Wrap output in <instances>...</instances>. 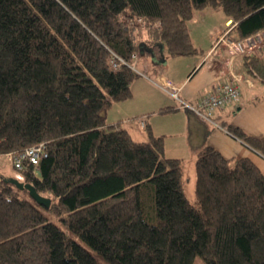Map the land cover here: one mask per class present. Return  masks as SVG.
I'll list each match as a JSON object with an SVG mask.
<instances>
[{
    "label": "trees",
    "instance_id": "obj_1",
    "mask_svg": "<svg viewBox=\"0 0 264 264\" xmlns=\"http://www.w3.org/2000/svg\"><path fill=\"white\" fill-rule=\"evenodd\" d=\"M206 7L232 19L235 38L264 30V0H0V156L43 143L46 155L12 163L21 177L9 178L50 199L0 177V264H103L89 249L110 264H264L254 161L202 146L190 200L184 162L164 155L162 135L145 123L137 140L105 117L132 95L144 47L198 51L187 23ZM242 59L264 88V56ZM222 127L264 157V135Z\"/></svg>",
    "mask_w": 264,
    "mask_h": 264
},
{
    "label": "crops",
    "instance_id": "obj_2",
    "mask_svg": "<svg viewBox=\"0 0 264 264\" xmlns=\"http://www.w3.org/2000/svg\"><path fill=\"white\" fill-rule=\"evenodd\" d=\"M228 19L217 9L204 8L196 13L187 23L191 41L198 50L192 55H164L161 44L144 47V60L138 56L136 60L140 59L145 70L151 65L150 73L138 68L139 75L131 85L132 95L115 102L111 106L114 113L108 112L111 108L106 111V121L116 123L119 120L134 139L144 140L146 131L138 125L137 118L146 115V125L152 133L163 136L166 156L194 159L199 148L211 145L226 157H249L264 173L263 155L222 127L224 122H230L252 136L264 135V88L245 70L242 55L229 56L223 43L212 49ZM155 77L176 84L178 97L193 106H198L199 99L220 79L236 77L240 99L236 105L214 108L209 120L188 108L179 107L178 99L154 83ZM170 97L177 101L176 104ZM3 157L11 161L9 154ZM1 176L13 177L0 170Z\"/></svg>",
    "mask_w": 264,
    "mask_h": 264
},
{
    "label": "built area",
    "instance_id": "obj_3",
    "mask_svg": "<svg viewBox=\"0 0 264 264\" xmlns=\"http://www.w3.org/2000/svg\"><path fill=\"white\" fill-rule=\"evenodd\" d=\"M231 21L232 19L230 18L225 22L226 31L223 35L218 37L212 49L214 47H217L218 44H222V41L224 42V40H227L228 49L234 52L243 53L246 50H249L254 47V45L251 43V40L257 38L254 36L257 33L259 34L260 31H257L254 34L242 39L229 38V36L227 35V31L229 30V34L230 29L232 27ZM119 60L121 62H124L121 58H119ZM112 64L114 67L118 66V62L114 58L112 60ZM131 67L134 68L135 66L131 64ZM154 83H156L159 87L163 88L172 97L178 99L179 107L188 108L193 112L201 115L203 118L209 120L211 118L212 110L214 108H224L227 106L236 105L240 99V88L238 84V78L236 77H233L231 79H220L212 90L208 91L199 99L198 106H193L180 99L178 97L179 87L170 80L164 79L162 77H155ZM138 122L140 125L144 126L146 123V115H141L138 118ZM45 155L46 151L44 148V144L38 143L36 145L27 147L20 153L9 154V158L16 168L21 169L24 163L36 164L39 158Z\"/></svg>",
    "mask_w": 264,
    "mask_h": 264
},
{
    "label": "rangeland",
    "instance_id": "obj_4",
    "mask_svg": "<svg viewBox=\"0 0 264 264\" xmlns=\"http://www.w3.org/2000/svg\"><path fill=\"white\" fill-rule=\"evenodd\" d=\"M216 9L220 13L223 12L222 9H220V8L219 9L216 8ZM205 10H213V8L206 7ZM225 31H226V29L224 28L222 30L221 34L219 35V37L221 35H223L225 33ZM228 31H227V35L229 36V38H235V37L230 35V32L228 34ZM254 37H257V38H254L253 40H251V43L254 45V47H252L249 50H246L245 52H248L250 50H254L255 52H257V53L259 52V54H262L264 56V30H261L259 32V34L257 33ZM222 43H223V46L226 47L227 51L229 52V56H231V57H235V56L242 55V54L245 53V52H243V53L234 52V51L228 49L227 40H224V42L222 41ZM218 47H214V48H218ZM246 48H248V47H246ZM138 57H140L142 60H144L143 54L139 55ZM139 62H140V59H137L135 61V64L133 63V65L134 66L136 65L135 67L139 68L140 70H143L144 68L141 66V64ZM150 66H149V69H150ZM149 69L148 70L144 69V71L146 73H150ZM171 100L173 101V104H176L177 101L175 99L171 98ZM112 108L108 111L111 115L114 113V109H112ZM138 125L141 128H143L145 126V125L142 126L139 123H138ZM183 157L184 158H182V159H183V162H184V175H183V177H184V191H185L186 196L190 200H193V198H194V159L190 158V156H183ZM10 162L11 161H9V160L7 161L3 156H0V170L5 172V173H7L8 175L20 178L21 177L20 172L17 169L13 168L11 166ZM151 190H152V193H153V188H151ZM53 219H54V217H53ZM89 250L91 251V253L94 255V257L96 258V260L99 263L110 264L103 257L98 255L94 250H92V249H89ZM192 264H207V263L204 261V259L200 255H195L194 259L192 261Z\"/></svg>",
    "mask_w": 264,
    "mask_h": 264
},
{
    "label": "water",
    "instance_id": "obj_5",
    "mask_svg": "<svg viewBox=\"0 0 264 264\" xmlns=\"http://www.w3.org/2000/svg\"><path fill=\"white\" fill-rule=\"evenodd\" d=\"M8 179L12 180L14 183L18 184L19 186L26 188L29 192L30 197H32L37 203L42 204L44 206L49 205L50 199L38 193L32 184L27 183V182H20L19 180L15 178L14 179L8 178Z\"/></svg>",
    "mask_w": 264,
    "mask_h": 264
}]
</instances>
